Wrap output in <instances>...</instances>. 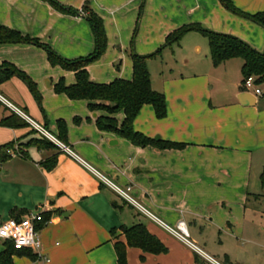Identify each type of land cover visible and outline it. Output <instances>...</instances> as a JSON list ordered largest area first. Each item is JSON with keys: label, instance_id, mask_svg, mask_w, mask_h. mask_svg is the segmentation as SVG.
I'll use <instances>...</instances> for the list:
<instances>
[{"label": "crops", "instance_id": "0c3cea01", "mask_svg": "<svg viewBox=\"0 0 264 264\" xmlns=\"http://www.w3.org/2000/svg\"><path fill=\"white\" fill-rule=\"evenodd\" d=\"M55 1L80 15L44 0H0V25L77 60L95 51L85 17L94 13L107 36L105 55L87 67L97 84L132 80L133 53L150 55L189 25L235 36L264 52V28L221 0ZM226 1L248 15L264 12V0ZM3 65L31 80L40 102L19 76L0 80V147L11 146L9 158L0 153V224L38 212L49 218L39 229L41 248L31 250L33 257H14V264H118L115 243H126L121 227L137 224L168 251L154 255L130 247L128 264H197V258L200 264H264V201L253 198L264 196V99L242 90V59L218 67L209 57L199 59L176 74L163 71L157 83L149 63L152 88L165 96L167 114L159 119L153 106L144 105L136 116L135 132L161 143L147 146L98 126L99 118H111L121 128L124 111H92L89 100L57 92L60 83L76 84V73L52 65L42 47L0 44ZM13 108L44 125L82 162ZM13 114L26 126L1 124ZM255 178L260 188L252 190ZM181 223L190 243L167 229ZM6 248L0 240V254Z\"/></svg>", "mask_w": 264, "mask_h": 264}, {"label": "trees", "instance_id": "16d2710c", "mask_svg": "<svg viewBox=\"0 0 264 264\" xmlns=\"http://www.w3.org/2000/svg\"><path fill=\"white\" fill-rule=\"evenodd\" d=\"M49 2L55 9L60 12L67 13L73 16L80 13L73 9H66L55 0H44ZM223 6L233 14L247 18L254 23L264 28V12L255 15H248L236 9L230 2L221 0ZM87 11V8L84 9ZM91 24L96 39V48L91 55L77 60H66L58 56L54 50L45 44L36 40L22 36L19 32L0 25V44L3 43H29L38 47H42L48 53V57L52 65H59L66 70H72L76 73V84L66 87L63 83L57 86V92L66 93L72 99H86L92 102L90 108L92 111L103 110L110 114H115L119 111H124L126 118L121 126L117 127L115 119L99 118L98 126L102 130H111L117 132L122 137L128 138L138 146L161 145L144 135L135 132L133 122L144 105L153 106L156 116L162 119L167 114V104L165 96L162 93L155 91L152 88L151 73L148 68V61L151 58L158 56L163 48H160L152 55L141 56L132 54L133 61V79L123 80L116 79L109 84H97L90 80L87 67L96 62L105 53L107 48V36L105 33L102 20L94 13L90 12L85 16ZM198 31L207 37L210 45V53L213 65L218 67L224 62L231 59H242V90L244 82L249 77L256 79L258 86L264 85V52H258L248 45L243 40L228 34H221L207 30L200 25L184 26L168 36V45L173 42H178L186 33ZM12 76H19L29 86L30 90L40 102V96L36 86L23 73L10 65L0 66V80L10 79ZM94 102V103H93ZM1 124L10 128H21L26 126V122L20 117L13 114L4 119ZM163 147H182V145L162 143ZM10 145L0 147V153L4 158H9L8 150ZM262 185L264 186V172L261 175ZM251 198V197H250ZM255 200L264 199V196H253ZM250 201V200H249ZM44 216V221L48 222L49 218ZM22 220L23 218H15ZM45 226L39 224L37 229ZM121 230L126 238V243L116 242L115 250L118 258V264H128L127 250L128 248H137L143 253L160 255L167 253V247L153 234L149 232L144 224H137L132 227L122 226ZM115 233V231L113 232ZM6 250L0 254V264H14L16 256H31V249L17 250L12 243L6 242ZM197 264H200L199 258L196 259Z\"/></svg>", "mask_w": 264, "mask_h": 264}, {"label": "built area", "instance_id": "2783aa9c", "mask_svg": "<svg viewBox=\"0 0 264 264\" xmlns=\"http://www.w3.org/2000/svg\"><path fill=\"white\" fill-rule=\"evenodd\" d=\"M243 88L246 91H252L258 98L264 99V89L256 84V79L254 77H249L244 82ZM14 111L19 114L31 126L34 131H36L38 134H40L50 142L57 145L63 152H66L70 156L82 162L80 158H78L66 144L58 140L44 125L34 121L32 118H30L20 110L15 109ZM119 192L125 198L130 200L129 195L126 192H123L121 190H119ZM43 215V212L31 213L22 220L10 219L8 221L2 222L0 224V240L12 243L15 249L17 250H39L42 244L39 238V230L37 229V226L39 224L46 225L48 223L44 221ZM167 229L172 234L180 238L182 241L190 243L189 234L186 230L185 223L179 224L177 229H172L170 227H167ZM204 256L208 260L213 261L208 256Z\"/></svg>", "mask_w": 264, "mask_h": 264}, {"label": "rangeland", "instance_id": "374dc122", "mask_svg": "<svg viewBox=\"0 0 264 264\" xmlns=\"http://www.w3.org/2000/svg\"><path fill=\"white\" fill-rule=\"evenodd\" d=\"M167 39L168 37L160 46V48H163L161 53L148 61V64L150 63L151 72L153 73V76L156 79V83L157 80H160V76L163 71H167L168 73L173 72L176 74L182 68L190 66V64L193 65L194 61L196 60H204L207 57L211 59L209 41L207 37H205L204 34H202L201 32H188L178 42H173L169 45ZM197 48H200L201 52H198ZM154 53L155 52H153L152 54ZM104 55L105 54H103L101 58ZM185 61L189 62V65H186ZM259 186L260 182L258 181V179H252V190L256 189V187ZM262 200L264 201V199Z\"/></svg>", "mask_w": 264, "mask_h": 264}]
</instances>
